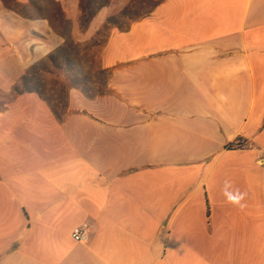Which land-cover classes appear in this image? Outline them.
<instances>
[{"label":"crops","instance_id":"0c3cea01","mask_svg":"<svg viewBox=\"0 0 264 264\" xmlns=\"http://www.w3.org/2000/svg\"><path fill=\"white\" fill-rule=\"evenodd\" d=\"M155 1L110 29L104 92L1 101L0 264H264V0Z\"/></svg>","mask_w":264,"mask_h":264},{"label":"rangeland","instance_id":"374dc122","mask_svg":"<svg viewBox=\"0 0 264 264\" xmlns=\"http://www.w3.org/2000/svg\"><path fill=\"white\" fill-rule=\"evenodd\" d=\"M79 1L81 19L76 29V20L67 18L55 0H0V107L1 101L9 103L19 96L21 104L35 93L62 115L71 89L88 96L104 92L108 75L96 69L97 56L110 29H126L156 4L155 0H130L88 37L86 30L95 27L89 24L103 10L106 14L112 0ZM82 4L89 5L90 15L83 17ZM110 19L117 24L109 23Z\"/></svg>","mask_w":264,"mask_h":264},{"label":"built area","instance_id":"2783aa9c","mask_svg":"<svg viewBox=\"0 0 264 264\" xmlns=\"http://www.w3.org/2000/svg\"><path fill=\"white\" fill-rule=\"evenodd\" d=\"M236 146L237 148H245V149L247 147V145L243 143H240ZM72 238L77 243H86L88 238V225L86 223H83L81 225L76 226L72 231Z\"/></svg>","mask_w":264,"mask_h":264},{"label":"trees","instance_id":"16d2710c","mask_svg":"<svg viewBox=\"0 0 264 264\" xmlns=\"http://www.w3.org/2000/svg\"><path fill=\"white\" fill-rule=\"evenodd\" d=\"M104 4L106 5V4H108V2H106V3H104ZM104 4H103V5H104ZM89 8H90V7H89L88 4H85V6H84L83 4L81 5V12H82L83 17L86 16V13L89 14V12H88V11H89ZM89 15H90V14H89ZM89 15H88V16H89ZM90 18H91L90 16L87 17V20L89 21ZM109 23H113V24H115V25L117 24V22H116L114 19H110ZM229 148H230V149H237V146H236V145H230Z\"/></svg>","mask_w":264,"mask_h":264},{"label":"clouds","instance_id":"9594fccd","mask_svg":"<svg viewBox=\"0 0 264 264\" xmlns=\"http://www.w3.org/2000/svg\"><path fill=\"white\" fill-rule=\"evenodd\" d=\"M236 203H238V201H236ZM241 207H242V205H241Z\"/></svg>","mask_w":264,"mask_h":264}]
</instances>
